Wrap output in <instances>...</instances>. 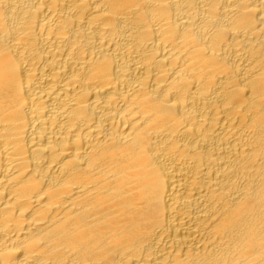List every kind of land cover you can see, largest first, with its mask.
I'll use <instances>...</instances> for the list:
<instances>
[{
    "label": "bare ground",
    "instance_id": "bare-ground-1",
    "mask_svg": "<svg viewBox=\"0 0 264 264\" xmlns=\"http://www.w3.org/2000/svg\"><path fill=\"white\" fill-rule=\"evenodd\" d=\"M0 264H264V0H0Z\"/></svg>",
    "mask_w": 264,
    "mask_h": 264
}]
</instances>
